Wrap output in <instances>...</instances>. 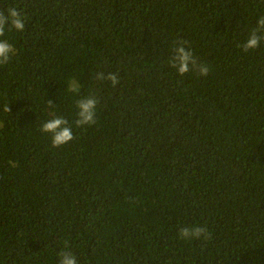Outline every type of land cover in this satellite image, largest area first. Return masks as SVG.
<instances>
[{"label": "trees", "instance_id": "trees-1", "mask_svg": "<svg viewBox=\"0 0 264 264\" xmlns=\"http://www.w3.org/2000/svg\"><path fill=\"white\" fill-rule=\"evenodd\" d=\"M8 7L27 19L2 38L16 55L0 66V264H59L62 251L77 264H264V44L242 48L264 0ZM179 39L206 77L170 67ZM89 94L96 123L78 128ZM54 115L73 130L60 147L39 130ZM191 225L210 238L180 239Z\"/></svg>", "mask_w": 264, "mask_h": 264}, {"label": "clouds", "instance_id": "clouds-1", "mask_svg": "<svg viewBox=\"0 0 264 264\" xmlns=\"http://www.w3.org/2000/svg\"><path fill=\"white\" fill-rule=\"evenodd\" d=\"M26 19V15L16 7H8L6 10L0 11V66L8 64L12 57L16 55L15 47L6 39H2L5 36L6 28L23 32ZM262 44H264V15L258 17L256 27L250 30L242 48L244 52H248L259 48ZM238 47H241V45H238ZM169 65L176 69L181 76L189 71H194L200 76L206 77L210 71L209 65L198 63L190 45L184 39L174 42L173 56L169 60ZM95 78L100 81L108 80L113 87L119 83L118 76L115 73H109L107 76L103 73H97ZM68 90L79 93L80 88L77 83L73 82L69 85ZM48 103L49 105L52 104L51 101H48ZM97 104L98 100L92 94L75 101L77 118L74 123L76 127L92 126L96 123ZM4 111L10 112L9 105H5ZM39 130L50 135L52 147H60L74 139L72 125L63 116L54 115L53 118L44 122ZM178 236L180 239L188 241L200 238L207 240L210 238L211 233L205 226L191 225L181 227ZM58 256L59 264H77L75 255L70 251H62L58 253Z\"/></svg>", "mask_w": 264, "mask_h": 264}]
</instances>
